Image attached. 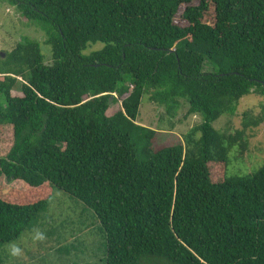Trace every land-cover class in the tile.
Returning a JSON list of instances; mask_svg holds the SVG:
<instances>
[{
    "label": "trees",
    "instance_id": "trees-1",
    "mask_svg": "<svg viewBox=\"0 0 264 264\" xmlns=\"http://www.w3.org/2000/svg\"><path fill=\"white\" fill-rule=\"evenodd\" d=\"M7 1L41 25L50 62L28 39L0 51V246L58 190L95 214L104 264H264V163L226 177L244 130L213 127L255 95L244 128L264 124V0ZM145 94L201 118L184 143L153 148L156 131L136 125Z\"/></svg>",
    "mask_w": 264,
    "mask_h": 264
},
{
    "label": "rangeland",
    "instance_id": "rangeland-1",
    "mask_svg": "<svg viewBox=\"0 0 264 264\" xmlns=\"http://www.w3.org/2000/svg\"><path fill=\"white\" fill-rule=\"evenodd\" d=\"M181 13L182 11L176 15L174 23L184 26L186 23L181 18ZM21 39L38 42L44 62H50V47L43 44L45 33L41 25L25 20L16 7L7 0H0V51L11 50ZM100 48L101 45H94L86 53ZM11 94L21 96L18 90ZM260 102L258 96H248L237 103L233 115H222L213 123L214 129L222 134L244 130L245 148L241 150L237 143L227 155L228 178L251 174L264 163V124L244 128L245 120L259 113ZM180 103L179 109L169 115L164 107L151 103L148 95L143 96L136 125L156 131L157 135L152 141L153 148L184 143L183 135L201 122L199 116L186 118L188 105L182 104V100ZM119 109L120 103L111 104L107 115H113ZM199 137L200 134H197L195 140ZM10 144L11 130L2 128L0 156L6 153ZM145 146V139L137 144L139 160L146 158L143 153ZM8 187L18 188L15 184H9ZM34 231L44 232L47 239L34 242ZM105 241L104 231L93 211L68 194L54 190L47 208L38 215L37 223L16 241L0 246V264H104ZM11 244L22 248L21 257L13 258L9 255Z\"/></svg>",
    "mask_w": 264,
    "mask_h": 264
},
{
    "label": "clouds",
    "instance_id": "clouds-1",
    "mask_svg": "<svg viewBox=\"0 0 264 264\" xmlns=\"http://www.w3.org/2000/svg\"><path fill=\"white\" fill-rule=\"evenodd\" d=\"M32 239L34 242H43L47 239V236L44 232L34 231ZM9 255L13 258H19L23 255V250L16 244H11L9 246Z\"/></svg>",
    "mask_w": 264,
    "mask_h": 264
},
{
    "label": "water",
    "instance_id": "water-1",
    "mask_svg": "<svg viewBox=\"0 0 264 264\" xmlns=\"http://www.w3.org/2000/svg\"><path fill=\"white\" fill-rule=\"evenodd\" d=\"M2 54V52H0V55Z\"/></svg>",
    "mask_w": 264,
    "mask_h": 264
}]
</instances>
